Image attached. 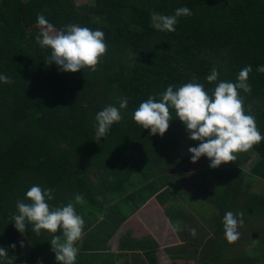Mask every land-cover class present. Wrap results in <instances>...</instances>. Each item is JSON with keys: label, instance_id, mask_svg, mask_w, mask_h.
Returning a JSON list of instances; mask_svg holds the SVG:
<instances>
[{"label": "trees", "instance_id": "16d2710c", "mask_svg": "<svg viewBox=\"0 0 264 264\" xmlns=\"http://www.w3.org/2000/svg\"><path fill=\"white\" fill-rule=\"evenodd\" d=\"M79 1L0 0V75L12 81L0 82V247L15 257L14 264H20L17 248L23 238L26 261L22 263L57 264L51 235L42 231L37 236L30 224L19 233L11 218L17 201H24L26 191L39 185L54 190L49 202L53 206L74 202L77 194L87 203L75 205L85 221L76 264H94L95 258L99 264H115L100 256L110 233L92 228L116 218L120 205L138 197L146 199V190L126 191L127 183H135L133 176L124 178L123 186L115 183L126 172L160 173L155 177L158 184L171 188L164 197L173 203L184 200L195 215L198 202L212 203L219 216L215 223L218 235L224 233L222 221L227 211H243V223L261 220L264 228V194L251 192L254 183H264V140L248 152L238 153L234 163L216 169L209 168L210 161L201 157L196 163L203 182L195 183L193 175H175L177 163L190 158L188 148L198 143L188 139L175 112L162 137L150 135L132 118L141 102L153 95L158 101L169 85L196 82L211 91L219 81L237 82L240 70L251 65V93L240 90V95L246 114L255 116L264 136V73L256 71L264 66V0H85L77 4ZM180 7H188L192 15L179 17L174 32L154 27L150 13L173 15ZM38 13L56 29L77 24L103 31L108 48L97 70L65 73L54 64L46 65L50 50L36 43L39 32L29 34L20 24L24 17L36 26ZM213 68L219 76L209 84L206 77ZM125 97L128 105L121 110L123 119L96 142V114L109 105L119 107ZM253 155L257 160L247 173L243 167ZM204 186L208 190L202 196ZM107 198L111 201L106 202ZM111 202L116 203L109 207ZM179 205L168 210L176 228L182 224L175 221L183 222V218H174L176 214L189 212L181 202ZM200 221L201 228L210 225L203 217ZM222 239L213 240V252L225 244ZM11 244L15 249L9 248ZM253 244L255 250H247L237 262H223L220 254L213 255L217 259L212 264H264V234ZM131 259L125 264H132Z\"/></svg>", "mask_w": 264, "mask_h": 264}, {"label": "clouds", "instance_id": "9594fccd", "mask_svg": "<svg viewBox=\"0 0 264 264\" xmlns=\"http://www.w3.org/2000/svg\"><path fill=\"white\" fill-rule=\"evenodd\" d=\"M191 15L188 7H180L173 15L152 12L150 19L156 29L174 32L178 18ZM36 24L40 29L35 37L36 43L42 49L50 50L46 65L54 64L65 73H76L85 68L93 72L97 70L108 48L103 31L77 24L56 29L39 13ZM256 71L264 73V66H258ZM251 72L252 67L248 65L238 73L237 82H217L219 72L213 68L206 77L209 84L217 82L211 91L206 90L204 84L196 82L169 85L159 94L158 101L153 95L141 102L132 118L141 129L149 130L150 135L162 137L169 128V122L173 120L174 111L188 139L198 142L197 146L188 148L191 163L195 164L201 157L210 161L211 169L234 163L238 153L248 152L264 140L257 128L255 116L246 114L244 99L240 95V90L245 94L251 93V85L248 83ZM0 82L12 83L6 75H0ZM127 105L128 98H121L119 107L109 105L96 114V142L108 134L113 124L121 122V110L126 109ZM248 112H251L250 107ZM53 199L52 188L31 186L25 193V200L17 201V211L11 217L14 227L19 233H24L30 224L37 236L42 231L48 233L51 235V251L57 264H76L79 252L77 243L85 234V221L77 213L75 205H84L86 201L82 195L77 194L74 202L53 206L49 203ZM243 215V211H227L224 214L222 223L227 242L235 243L239 239L238 228L243 223L240 219ZM98 219L103 220L104 217L100 215ZM58 231L61 235L57 236L55 234ZM173 231H176L175 226ZM15 247V244L9 245V248ZM14 260L15 257L8 256V249L0 247V264H14Z\"/></svg>", "mask_w": 264, "mask_h": 264}, {"label": "crops", "instance_id": "0c3cea01", "mask_svg": "<svg viewBox=\"0 0 264 264\" xmlns=\"http://www.w3.org/2000/svg\"><path fill=\"white\" fill-rule=\"evenodd\" d=\"M176 173L192 175L193 172H175V175ZM137 174L131 175L126 172L125 177L117 179L115 183L119 182L123 186L124 178L133 176L135 183H127L128 185L125 186L126 191L133 194L137 190L142 192L146 190V199L138 197L140 199L136 198L129 203H123L125 205L117 207L116 218H113L102 227L95 225L92 228V231H97L100 228V230L110 233V237L104 239L102 253H100L102 255L100 256L103 259H109L112 263L115 262V264H125L127 258L130 257L132 258V264H194L185 261V256L182 254L186 252L197 256L198 252L193 249L192 245L197 246L196 248H203V243L210 241L208 236H197L195 234V231L201 228V217L195 215L190 210V205L184 200L173 203L167 197H164L163 194L169 190L171 191V188L166 184L163 186L158 184L157 181L159 180L155 177L161 176L160 173H156L154 176ZM195 175L193 173L194 177ZM127 182L129 181L127 180ZM201 182H203V177L199 180L195 178V183ZM153 184H156V186ZM180 202L189 212L188 214H176L174 218L178 220L183 218V222L175 221V223L188 224V228H181L182 225H180L177 228L175 227L176 231H173L175 224L169 218L168 210L174 204L175 207L178 206ZM191 232H193V235L190 237ZM122 244L123 250L121 248ZM108 256L110 258H107ZM98 259L95 258L94 264H99L100 260ZM189 259L194 260L193 257Z\"/></svg>", "mask_w": 264, "mask_h": 264}, {"label": "rangeland", "instance_id": "374dc122", "mask_svg": "<svg viewBox=\"0 0 264 264\" xmlns=\"http://www.w3.org/2000/svg\"><path fill=\"white\" fill-rule=\"evenodd\" d=\"M85 2H86L85 0H80L79 2H77V4H84ZM20 24L23 26V29L29 34L40 32V29L38 28L37 25L36 26L31 25L29 21L25 19L24 17L20 18ZM256 160H257L256 156L253 155L251 157V161L248 162L247 165L243 167L247 173H249V170L251 169L253 164L256 162ZM200 168L201 167L198 163H195V164L191 163L190 158H186L184 162H179L175 166V170L178 172L195 173L196 174L195 178H201L200 174H198V172L201 170ZM222 175L223 174L220 173V176ZM261 184H264V183H261ZM261 184L254 183L252 185L251 192L257 195L264 194V185L261 186ZM244 188H246V185L244 186ZM206 190H208L206 186H204L201 189L202 196H204ZM110 201H111L110 198L106 199V202H110ZM114 203L116 202H111L110 204H108V206L112 207ZM86 205L87 203L84 204V206ZM195 208L197 210V216H198V213H200L201 217H203V219H206V221L210 224V225H207L203 228L196 230L195 234H197V236H208L210 238V241L203 243L204 244L203 248H196L197 246L192 245L193 249H195L198 252V255L197 256L190 255L184 252L182 255L185 256V259H184L185 261L193 262L194 264H207V262H209V264H212L217 259V257L214 258L213 255L221 254L219 258L223 260V262H227V263H230L231 261L237 262V260L241 259L244 256V253L247 250H251V249L255 250L254 249L255 245L254 244L252 245V241L256 239L257 237H260L261 234H264L263 232H261L263 228V224L261 220H255L253 222H245V223H242L238 228V231L240 233L239 239L235 243H229L225 239L224 233H221L218 235L215 231V223L219 217L216 207L209 201L205 203L203 201H200L198 202V204L195 205ZM182 227L188 228V224H185V225L183 224L181 228ZM192 231H193V227H192ZM192 233L193 232L190 233V237L193 235ZM217 236H219L220 238H223L222 240L225 241V244L223 246H219L213 252L212 243L215 241V238H217ZM19 240L21 241V243L19 244L17 248L18 250L17 260L19 263V259H20L21 260L20 264H24L22 262L26 261V252L23 248H21V244H22V241H24V239L21 238ZM190 257L195 258V261L190 260L189 259Z\"/></svg>", "mask_w": 264, "mask_h": 264}]
</instances>
